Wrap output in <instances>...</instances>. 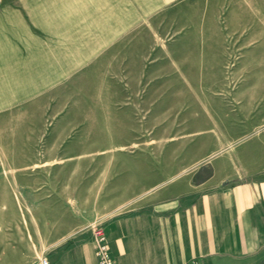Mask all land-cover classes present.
I'll use <instances>...</instances> for the list:
<instances>
[{
	"label": "rangeland",
	"instance_id": "rangeland-1",
	"mask_svg": "<svg viewBox=\"0 0 264 264\" xmlns=\"http://www.w3.org/2000/svg\"><path fill=\"white\" fill-rule=\"evenodd\" d=\"M53 2L0 0L13 39L21 9ZM166 10L105 39L49 94L0 112L1 259L10 250L13 264L17 254L31 263L102 224L140 176L187 165L206 178L220 140L246 139L264 110V0H172ZM66 28H54L60 39L82 35Z\"/></svg>",
	"mask_w": 264,
	"mask_h": 264
},
{
	"label": "crops",
	"instance_id": "crops-1",
	"mask_svg": "<svg viewBox=\"0 0 264 264\" xmlns=\"http://www.w3.org/2000/svg\"><path fill=\"white\" fill-rule=\"evenodd\" d=\"M52 1L57 7L49 10L21 9L19 39L11 34V10L0 13V112L49 94L107 46L105 39L131 31L141 18L165 16L172 0ZM49 12L48 20L41 19ZM58 25L82 35L60 39ZM12 72L19 81H12ZM247 125L243 142L219 141L208 156L206 178L190 175L181 165L164 177L153 172L129 184L128 200L120 206L125 209L102 221L116 264H264V110ZM43 255L49 264H98L90 229L58 241ZM22 256H14L20 258L16 264L36 261ZM12 259L5 250L0 264H13Z\"/></svg>",
	"mask_w": 264,
	"mask_h": 264
},
{
	"label": "built area",
	"instance_id": "built-area-1",
	"mask_svg": "<svg viewBox=\"0 0 264 264\" xmlns=\"http://www.w3.org/2000/svg\"><path fill=\"white\" fill-rule=\"evenodd\" d=\"M90 232L93 239L95 256L98 264H116L111 258L109 248L106 242L105 233L101 223L92 225ZM34 264H49L47 256L42 255L39 257Z\"/></svg>",
	"mask_w": 264,
	"mask_h": 264
}]
</instances>
